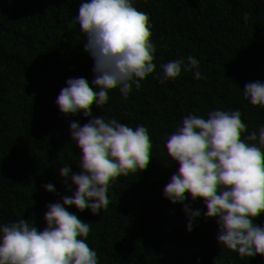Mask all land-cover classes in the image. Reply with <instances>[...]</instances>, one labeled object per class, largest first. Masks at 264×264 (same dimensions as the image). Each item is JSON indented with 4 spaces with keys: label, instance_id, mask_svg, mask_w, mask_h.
<instances>
[{
    "label": "trees",
    "instance_id": "obj_1",
    "mask_svg": "<svg viewBox=\"0 0 264 264\" xmlns=\"http://www.w3.org/2000/svg\"><path fill=\"white\" fill-rule=\"evenodd\" d=\"M146 155L172 195L138 209ZM0 264H264V0H0Z\"/></svg>",
    "mask_w": 264,
    "mask_h": 264
},
{
    "label": "clouds",
    "instance_id": "obj_2",
    "mask_svg": "<svg viewBox=\"0 0 264 264\" xmlns=\"http://www.w3.org/2000/svg\"><path fill=\"white\" fill-rule=\"evenodd\" d=\"M104 67L113 80L127 81L130 79L152 84L153 58L156 49L151 45H141L126 49L121 43H116L100 53ZM154 158L146 155L135 164L128 178L129 190L135 197L133 203L137 208L143 206L146 199L170 198L172 193L169 182L159 172L153 171ZM105 239L115 241L121 232L120 227L106 223L102 228ZM155 238L151 228H141L132 235V243L139 247H147Z\"/></svg>",
    "mask_w": 264,
    "mask_h": 264
}]
</instances>
